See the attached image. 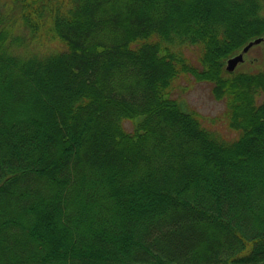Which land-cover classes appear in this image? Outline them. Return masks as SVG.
<instances>
[{
	"label": "trees",
	"instance_id": "trees-1",
	"mask_svg": "<svg viewBox=\"0 0 264 264\" xmlns=\"http://www.w3.org/2000/svg\"><path fill=\"white\" fill-rule=\"evenodd\" d=\"M258 36L264 0H0V264H264V69L225 68Z\"/></svg>",
	"mask_w": 264,
	"mask_h": 264
},
{
	"label": "rangeland",
	"instance_id": "rangeland-1",
	"mask_svg": "<svg viewBox=\"0 0 264 264\" xmlns=\"http://www.w3.org/2000/svg\"><path fill=\"white\" fill-rule=\"evenodd\" d=\"M44 44L43 47L52 44ZM53 44H56L53 42ZM180 51L189 58L193 65L198 66L195 47L193 45H181ZM243 62L236 66V69L255 71L264 69V42L252 45L243 55ZM171 97L180 100L187 108L193 109L201 115L202 123L218 131L224 137H232L234 131L226 123L224 116V99L217 100L212 96L211 83L207 81H197L190 74L180 75L173 82L170 91ZM256 102L264 99V94L256 96ZM123 124L128 131H132V123L124 120Z\"/></svg>",
	"mask_w": 264,
	"mask_h": 264
},
{
	"label": "water",
	"instance_id": "water-1",
	"mask_svg": "<svg viewBox=\"0 0 264 264\" xmlns=\"http://www.w3.org/2000/svg\"><path fill=\"white\" fill-rule=\"evenodd\" d=\"M260 42H264V36H258V37H255L253 39H250L242 48L241 50L228 57L226 60H225V68L229 71H232L235 69V67L243 62L244 58H243V55L246 51H248V49L252 46V45H255V44H258Z\"/></svg>",
	"mask_w": 264,
	"mask_h": 264
}]
</instances>
